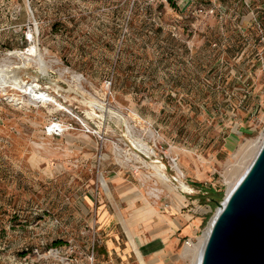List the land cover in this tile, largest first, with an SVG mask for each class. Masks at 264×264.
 Returning a JSON list of instances; mask_svg holds the SVG:
<instances>
[{
    "label": "rangeland",
    "instance_id": "obj_1",
    "mask_svg": "<svg viewBox=\"0 0 264 264\" xmlns=\"http://www.w3.org/2000/svg\"><path fill=\"white\" fill-rule=\"evenodd\" d=\"M5 61L0 264H193L264 136V0H0Z\"/></svg>",
    "mask_w": 264,
    "mask_h": 264
},
{
    "label": "water",
    "instance_id": "obj_2",
    "mask_svg": "<svg viewBox=\"0 0 264 264\" xmlns=\"http://www.w3.org/2000/svg\"><path fill=\"white\" fill-rule=\"evenodd\" d=\"M217 205L198 264H264V140Z\"/></svg>",
    "mask_w": 264,
    "mask_h": 264
},
{
    "label": "bare ground",
    "instance_id": "obj_3",
    "mask_svg": "<svg viewBox=\"0 0 264 264\" xmlns=\"http://www.w3.org/2000/svg\"><path fill=\"white\" fill-rule=\"evenodd\" d=\"M35 52H33V48H28L27 51H23V52H13V53H10L12 55H16V56H26V55H33ZM28 59V58H27ZM32 59V58H31ZM8 62H3L2 64H0V88H1V91L6 94L7 93V89H6V84L7 82L3 79V69H9V64H7ZM10 63V62H9ZM3 74V75H2ZM72 79L73 80H76V81H79L80 77L76 74H72ZM34 80V79H33ZM75 81V82H76ZM14 86H16L18 89H20V91L23 93V94H27L28 95V99H27V103L28 104H33L35 102H37L38 99H44L47 100V101H51L52 97H50L48 94H45L43 91L39 90L38 89V86L37 84H35L33 81L31 83H23L22 81L18 80L16 84H14ZM13 86V87H14ZM55 106H58V108H62L59 106V104H56L54 102H52ZM53 105V106H54ZM264 140V136H263V139L262 141ZM262 141L260 142V144L258 145L257 147V150L259 149ZM253 146V145H252ZM251 146V149L253 148ZM250 148V147H249ZM256 151V150H255ZM257 152V151H256ZM254 152V153H256ZM127 160V159H126ZM147 166H151V168L154 170V174L158 177H166L164 174H162V172L160 171V165H157L156 163L153 164V163H150L148 164ZM249 164L244 168V170L239 174V176L237 177L236 181L233 182V184L231 185L230 183V187L226 193V196L225 198L228 196V194L230 193V191L233 189V187L235 186V184L238 182V180L242 177V175L244 174V172L246 171V169L248 168ZM179 175L180 177L183 176V173L181 171H179ZM167 179V178H166ZM168 182V181H167ZM103 184L104 186H106L107 188V183L106 181L103 180ZM177 186V185H176ZM180 186L182 189H187L188 190V187L186 186V184L184 182H180ZM178 187V186H177ZM157 190V189H156ZM176 195V194H175ZM157 199V198H156ZM220 208L217 209L216 213L213 215V217L211 218V220L209 221L207 227L204 229V231L202 232V234L200 235V237H198V240H197V243L196 245L193 246L194 248V260L192 261L193 264H198L199 262V259H200V256H201V253H202V250L204 248V245H205V242H206V239H207V236H208V233H209V230H210V227H211V223L215 217V215L217 214V212L219 211ZM190 245V243H188ZM192 246V245H191Z\"/></svg>",
    "mask_w": 264,
    "mask_h": 264
},
{
    "label": "crops",
    "instance_id": "obj_4",
    "mask_svg": "<svg viewBox=\"0 0 264 264\" xmlns=\"http://www.w3.org/2000/svg\"><path fill=\"white\" fill-rule=\"evenodd\" d=\"M169 208H171V213H173V214H171V213H169V210H167V215H159L158 213H156L155 212V214L159 217V218H161V219H163V220H166L167 221V223H168V225L170 226V227H174V228H176L177 226H176V224H175V222L174 221H172L171 219H170V217L172 216V215H174L175 214V211H176V205H175V203L172 201V203H171V205H170V207ZM126 225V224H125ZM126 231H129L127 228H126Z\"/></svg>",
    "mask_w": 264,
    "mask_h": 264
},
{
    "label": "trees",
    "instance_id": "obj_5",
    "mask_svg": "<svg viewBox=\"0 0 264 264\" xmlns=\"http://www.w3.org/2000/svg\"><path fill=\"white\" fill-rule=\"evenodd\" d=\"M255 50H256V47H255V45H254V46H253V51H255ZM197 186H198V185H197ZM199 187H201V186H199ZM208 191H209L208 193L211 194V195H210V199L214 201V197H213V194H215L214 189H213V188H208ZM215 195H219V194L216 193ZM57 245H59V243H55V246H57ZM95 248H97V252L100 251V250L98 249L97 245L94 243V244H93V247H92V250L94 251ZM100 252H102L103 254H106L105 251H103V249H101Z\"/></svg>",
    "mask_w": 264,
    "mask_h": 264
},
{
    "label": "built area",
    "instance_id": "obj_6",
    "mask_svg": "<svg viewBox=\"0 0 264 264\" xmlns=\"http://www.w3.org/2000/svg\"><path fill=\"white\" fill-rule=\"evenodd\" d=\"M50 131H49V134H52V135H57L59 132L62 131L61 127L59 124H54L52 125Z\"/></svg>",
    "mask_w": 264,
    "mask_h": 264
}]
</instances>
